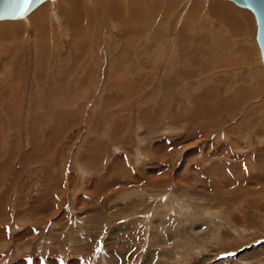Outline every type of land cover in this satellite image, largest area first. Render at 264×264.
I'll list each match as a JSON object with an SVG mask.
<instances>
[{"label": "rangeland", "instance_id": "374dc122", "mask_svg": "<svg viewBox=\"0 0 264 264\" xmlns=\"http://www.w3.org/2000/svg\"><path fill=\"white\" fill-rule=\"evenodd\" d=\"M64 1L1 35L0 264H264L252 12Z\"/></svg>", "mask_w": 264, "mask_h": 264}, {"label": "water", "instance_id": "95a60500", "mask_svg": "<svg viewBox=\"0 0 264 264\" xmlns=\"http://www.w3.org/2000/svg\"><path fill=\"white\" fill-rule=\"evenodd\" d=\"M44 0H0V19L20 18ZM241 7L249 9L256 25L255 39L264 63V0H231Z\"/></svg>", "mask_w": 264, "mask_h": 264}, {"label": "bare ground", "instance_id": "6f19581e", "mask_svg": "<svg viewBox=\"0 0 264 264\" xmlns=\"http://www.w3.org/2000/svg\"><path fill=\"white\" fill-rule=\"evenodd\" d=\"M46 1V0H44ZM44 1H42L41 3H43ZM131 2L132 1H137V0H130ZM140 1V0H139ZM146 1H149V2H146ZM182 1V0H181ZM66 2V0L64 1ZM142 2V1H141ZM140 2V3H141ZM41 3H39L37 6H35L32 10H34L36 7H38ZM134 3H138V2H134ZM144 3L148 4H152L153 8L152 9H156V7L159 5L161 6L162 2L159 1V0H144ZM144 3H141L142 5H145ZM169 4V3H167ZM171 4V3H170ZM175 4V3H174ZM138 5V4H136ZM143 7V6H142ZM147 7V6H146ZM172 7V6H171ZM167 8V7H166ZM31 10V11H32ZM31 11H29L27 14H29ZM26 14V15H27ZM25 15V16H26ZM149 15V14H148ZM23 16V18L25 17ZM155 16V15H154ZM22 18V17H20ZM20 18H15V19H20ZM2 19H7V18H2ZM25 19V18H24ZM144 19L147 20V23L149 22V20H153L150 18V16H145L144 15ZM30 22L33 24V26L35 27V29H37L39 26H42V24H44L45 22H49V15H48V9L47 7L43 6V7H40L38 8L37 10H35L28 18H26L25 20L23 21H20V22H8V23H2L0 24V44H4V42H1V41H5V36H1L3 35L5 32H10L12 33H16V31H18V33L20 31H22V28L24 29L25 27V22ZM51 21V20H50ZM143 22V21H142ZM17 29V30H16ZM41 29V28H40ZM39 30V29H38ZM45 30V29H44ZM41 31V30H40ZM42 32V31H41ZM22 34V33H21ZM20 34V35H21ZM40 34V33H39ZM15 37H17L16 35H14ZM13 36V37H14ZM23 36V35H22ZM19 37V35H18ZM9 38V37H8ZM8 40V39H6ZM9 40H12V39H9ZM6 42V41H5ZM10 43V42H9ZM12 44V43H11Z\"/></svg>", "mask_w": 264, "mask_h": 264}, {"label": "crops", "instance_id": "0c3cea01", "mask_svg": "<svg viewBox=\"0 0 264 264\" xmlns=\"http://www.w3.org/2000/svg\"><path fill=\"white\" fill-rule=\"evenodd\" d=\"M195 5H197V4H195ZM242 14H244V12ZM236 25H237V28H235L233 26V28L235 29V32L238 33L240 30L241 31H244V29H245V23H241L240 25H239V23H237ZM257 57H258V61L256 63V84H258L260 82V79H259L258 76H260L261 74L262 75L264 74V66H263V64L260 63V55H257ZM257 77H258V79H257Z\"/></svg>", "mask_w": 264, "mask_h": 264}]
</instances>
